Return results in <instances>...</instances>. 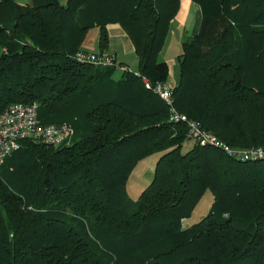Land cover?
<instances>
[{
  "label": "trees",
  "instance_id": "trees-1",
  "mask_svg": "<svg viewBox=\"0 0 264 264\" xmlns=\"http://www.w3.org/2000/svg\"><path fill=\"white\" fill-rule=\"evenodd\" d=\"M193 1L202 20L182 42L175 106L231 147H264V0ZM179 8L0 0V114L37 102L43 123L81 133L59 147L23 141L0 165V264H264V158L193 140L152 87L169 80L158 57ZM111 23L135 44L139 72L75 58L94 27L104 51ZM156 153L133 201L130 176ZM207 190L210 212L183 227Z\"/></svg>",
  "mask_w": 264,
  "mask_h": 264
},
{
  "label": "built area",
  "instance_id": "built-area-1",
  "mask_svg": "<svg viewBox=\"0 0 264 264\" xmlns=\"http://www.w3.org/2000/svg\"><path fill=\"white\" fill-rule=\"evenodd\" d=\"M1 56V51H0ZM75 58L81 62H89L97 66H116L119 63L108 54H97L91 51H80ZM149 87L151 82L146 80ZM153 90L163 99L170 108V120L184 122L190 138L202 145H213L224 150L231 156L240 159L258 160L264 158V147L240 149L231 147L220 140L215 134L205 130L201 125L181 113L175 106L173 86L167 82H156ZM74 135V128L66 123L45 124L39 116L37 102L11 104L0 114V165L4 160L19 150L23 141H34L48 146L59 147Z\"/></svg>",
  "mask_w": 264,
  "mask_h": 264
},
{
  "label": "crops",
  "instance_id": "crops-1",
  "mask_svg": "<svg viewBox=\"0 0 264 264\" xmlns=\"http://www.w3.org/2000/svg\"><path fill=\"white\" fill-rule=\"evenodd\" d=\"M201 20L202 10L199 4L195 3L193 0H180L179 11L173 21L178 22V26L180 27V29H182L183 34L187 32L189 34L188 37L195 35L200 29ZM107 28L109 33V43L104 51L99 48L100 30L98 27L91 28L87 32V35L82 44V49L97 54L111 55L118 63L128 66L135 72H139V58L136 54L135 44L133 43L130 36L119 23H111ZM182 42L183 40H181L179 43H181L182 45ZM166 44L167 39L163 49L165 48ZM163 49L161 50V52L163 51ZM161 52L159 53V55L161 54ZM179 54L180 53L174 55L172 53H169V55H166L163 58H161L160 56L158 57L160 61H165L168 64L170 77L167 83H169L173 87L177 85L180 76L178 64ZM127 61L133 62L134 65L137 66L136 69H132ZM186 221V219L183 220V227L185 228L191 225L190 223H185Z\"/></svg>",
  "mask_w": 264,
  "mask_h": 264
},
{
  "label": "rangeland",
  "instance_id": "rangeland-1",
  "mask_svg": "<svg viewBox=\"0 0 264 264\" xmlns=\"http://www.w3.org/2000/svg\"><path fill=\"white\" fill-rule=\"evenodd\" d=\"M16 2L20 4H26L29 3L30 0H15ZM68 0H60L62 4H66ZM188 33L185 32L183 34L182 29L178 26L177 21H173L171 24L169 36L167 38V44L161 54L159 55L161 58H163L166 55H169V53L177 55L178 53L182 52V45L179 43L181 40H185L188 37ZM129 66L132 69H136V65H134L133 62L127 61ZM117 77H120L122 75L121 71H117L116 73ZM64 120L72 122L73 119L70 117H65ZM81 137V133L78 132L71 138H69L64 145H70L78 141ZM193 145V141H188L185 145L183 150L187 151L190 149ZM160 154H152L145 159L141 160L136 167L134 168L130 179L127 184V190L129 197L133 201H137L139 198V195L143 191L145 187L149 185V183L152 181L154 177V170H155V163ZM213 193L210 190H207L204 195L201 197V199L197 202L195 205L192 214L189 218H187L185 223L194 224L198 221H200L205 215H207L210 212L212 202H213Z\"/></svg>",
  "mask_w": 264,
  "mask_h": 264
}]
</instances>
